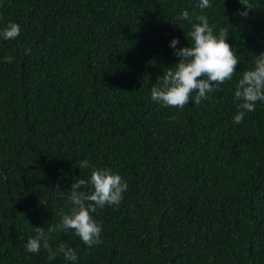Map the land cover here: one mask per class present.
Masks as SVG:
<instances>
[{
    "label": "trees",
    "instance_id": "16d2710c",
    "mask_svg": "<svg viewBox=\"0 0 264 264\" xmlns=\"http://www.w3.org/2000/svg\"><path fill=\"white\" fill-rule=\"evenodd\" d=\"M199 2L0 0V29L21 30L0 38V264H264V102L233 122L235 86L264 52V0ZM184 10L228 28L240 64L180 109L151 87L178 62L171 40L190 46ZM84 160L127 183L119 205L92 213L102 242L55 232L52 248L66 243L76 261L29 253L90 177Z\"/></svg>",
    "mask_w": 264,
    "mask_h": 264
},
{
    "label": "clouds",
    "instance_id": "9594fccd",
    "mask_svg": "<svg viewBox=\"0 0 264 264\" xmlns=\"http://www.w3.org/2000/svg\"><path fill=\"white\" fill-rule=\"evenodd\" d=\"M246 9L251 6L240 0ZM198 7L203 10L211 7L209 0H200ZM247 10L240 13L247 16ZM179 20L189 21L190 30L186 38L191 42L190 46L179 47V40L173 38L170 46L174 49V55L178 62L168 67L164 74L157 78L151 87V99L165 107L184 108L193 101L198 105L202 100L208 99V93L219 88V85L231 81L240 64L232 46L227 42L228 28H220L218 33L210 26L206 15H196L193 18L187 10L181 12ZM20 26L15 22H8L0 29V38L3 40H15L20 34ZM31 49H25L30 53ZM5 62H13L12 56L4 58ZM234 99L240 103V109L233 118L235 124L243 122L246 112L255 111V105L264 102V52L255 56L254 66L242 73V77L235 86ZM79 168H89L90 177L79 179L71 184L69 196L71 208L65 212L61 209L59 223L49 224L47 232L44 227H36V236L29 237L24 244L29 253H39L41 248L47 250L48 259L54 260L58 254H62L68 261H76L75 250L66 243H59L54 250L49 243L48 234L55 232L73 231L74 235L88 247L100 244L102 227L93 218L92 213L97 208L106 205H119L123 199V193L127 190V183L122 177L108 168L93 167L89 161L80 162ZM82 189H86L82 190Z\"/></svg>",
    "mask_w": 264,
    "mask_h": 264
}]
</instances>
